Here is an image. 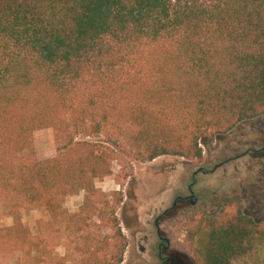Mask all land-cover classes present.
<instances>
[{
    "label": "trees",
    "instance_id": "16d2710c",
    "mask_svg": "<svg viewBox=\"0 0 264 264\" xmlns=\"http://www.w3.org/2000/svg\"><path fill=\"white\" fill-rule=\"evenodd\" d=\"M263 118L264 0H0V197L38 263L49 252L31 211L75 228L82 264H123L128 240L97 185L126 183L134 162L200 161ZM189 240L197 264H264V217L232 201Z\"/></svg>",
    "mask_w": 264,
    "mask_h": 264
},
{
    "label": "rangeland",
    "instance_id": "374dc122",
    "mask_svg": "<svg viewBox=\"0 0 264 264\" xmlns=\"http://www.w3.org/2000/svg\"><path fill=\"white\" fill-rule=\"evenodd\" d=\"M37 149L40 157L51 156L46 133L38 134ZM114 168L116 175H121V165L117 163ZM131 173L126 183L113 180L97 185L116 209L128 240L123 264H163L155 222L166 212L159 224L170 242L163 257L170 259L169 264H197L195 246L189 240L194 219L217 213L229 201L246 214L264 217V118L246 122L233 133L217 138L215 143L204 147V158L200 161L166 156L153 162H134ZM194 182V199L179 201L191 196L189 186ZM84 200L83 192L69 198L65 208L77 213ZM9 214L0 197V264H82L76 250L75 228L62 218L53 220L43 209L24 217L32 236L39 238L49 252L43 263H38L37 253L28 257L8 233L14 226Z\"/></svg>",
    "mask_w": 264,
    "mask_h": 264
},
{
    "label": "flooded vegetation",
    "instance_id": "af4514ba",
    "mask_svg": "<svg viewBox=\"0 0 264 264\" xmlns=\"http://www.w3.org/2000/svg\"><path fill=\"white\" fill-rule=\"evenodd\" d=\"M194 185H195V182L189 186V191H190L191 196L187 197V198H180L179 201L188 200V199H190L192 201L194 199V192L193 193L191 192V189L193 191ZM176 206H177V202L174 204L173 207L176 208ZM172 210H173V208L171 210H169V212H171ZM167 214H168V212H166L162 217H159L155 222V225L157 227L158 237H159V240L161 241V243H160V258L163 260V264H169V262H170L169 258L163 257V252H167L169 250L170 242H169V239H167L163 236L162 230L159 227V224H160V221L162 220V218L165 217ZM164 243H167L168 246L166 247Z\"/></svg>",
    "mask_w": 264,
    "mask_h": 264
},
{
    "label": "crops",
    "instance_id": "0c3cea01",
    "mask_svg": "<svg viewBox=\"0 0 264 264\" xmlns=\"http://www.w3.org/2000/svg\"><path fill=\"white\" fill-rule=\"evenodd\" d=\"M38 154H39V152H38ZM39 157H40V154H39ZM41 159H47V158H42V157H40ZM49 158V157H48Z\"/></svg>",
    "mask_w": 264,
    "mask_h": 264
},
{
    "label": "water",
    "instance_id": "95a60500",
    "mask_svg": "<svg viewBox=\"0 0 264 264\" xmlns=\"http://www.w3.org/2000/svg\"><path fill=\"white\" fill-rule=\"evenodd\" d=\"M191 192L193 193L192 189H191ZM193 204H195V203L193 202ZM159 232H160V231H159Z\"/></svg>",
    "mask_w": 264,
    "mask_h": 264
}]
</instances>
